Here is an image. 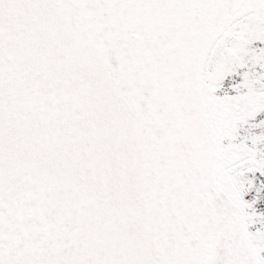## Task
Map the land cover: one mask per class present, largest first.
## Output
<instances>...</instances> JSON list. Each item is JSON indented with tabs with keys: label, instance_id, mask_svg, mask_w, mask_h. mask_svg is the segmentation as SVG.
<instances>
[{
	"label": "snow or ice",
	"instance_id": "1",
	"mask_svg": "<svg viewBox=\"0 0 264 264\" xmlns=\"http://www.w3.org/2000/svg\"><path fill=\"white\" fill-rule=\"evenodd\" d=\"M0 264H264V0H0Z\"/></svg>",
	"mask_w": 264,
	"mask_h": 264
}]
</instances>
